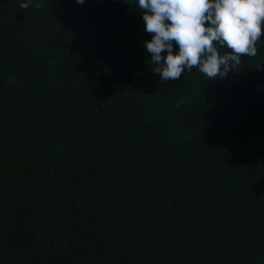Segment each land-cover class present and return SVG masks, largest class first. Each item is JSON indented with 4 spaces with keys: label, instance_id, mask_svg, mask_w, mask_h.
Wrapping results in <instances>:
<instances>
[{
    "label": "trees",
    "instance_id": "trees-1",
    "mask_svg": "<svg viewBox=\"0 0 264 264\" xmlns=\"http://www.w3.org/2000/svg\"><path fill=\"white\" fill-rule=\"evenodd\" d=\"M22 2L0 0V264H264V45L163 83L136 0Z\"/></svg>",
    "mask_w": 264,
    "mask_h": 264
},
{
    "label": "clouds",
    "instance_id": "clouds-1",
    "mask_svg": "<svg viewBox=\"0 0 264 264\" xmlns=\"http://www.w3.org/2000/svg\"><path fill=\"white\" fill-rule=\"evenodd\" d=\"M82 5L85 0H75ZM151 54L152 72L160 81L179 80L193 68L207 81L237 72L242 55L255 58L264 45L261 25L264 0H136ZM40 8L24 0L21 9ZM207 22V24L205 23ZM174 45L176 50L174 51Z\"/></svg>",
    "mask_w": 264,
    "mask_h": 264
}]
</instances>
